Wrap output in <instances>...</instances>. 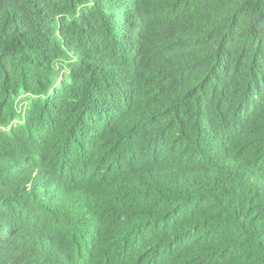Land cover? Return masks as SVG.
<instances>
[{
    "label": "trees",
    "instance_id": "1",
    "mask_svg": "<svg viewBox=\"0 0 264 264\" xmlns=\"http://www.w3.org/2000/svg\"><path fill=\"white\" fill-rule=\"evenodd\" d=\"M0 264H264V0H0Z\"/></svg>",
    "mask_w": 264,
    "mask_h": 264
}]
</instances>
